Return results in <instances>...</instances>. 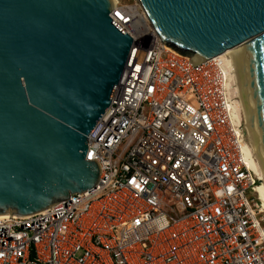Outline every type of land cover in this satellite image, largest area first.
I'll list each match as a JSON object with an SVG mask.
<instances>
[{"label": "built area", "instance_id": "obj_1", "mask_svg": "<svg viewBox=\"0 0 264 264\" xmlns=\"http://www.w3.org/2000/svg\"><path fill=\"white\" fill-rule=\"evenodd\" d=\"M114 4L133 45L88 136L100 180L43 212L0 216V264H264L230 61L194 67L138 0Z\"/></svg>", "mask_w": 264, "mask_h": 264}, {"label": "water", "instance_id": "obj_2", "mask_svg": "<svg viewBox=\"0 0 264 264\" xmlns=\"http://www.w3.org/2000/svg\"><path fill=\"white\" fill-rule=\"evenodd\" d=\"M162 43L194 67L232 50L236 104L264 188V0H138ZM114 0H0V216L86 193L101 167L88 136L133 45Z\"/></svg>", "mask_w": 264, "mask_h": 264}, {"label": "bare ground", "instance_id": "obj_3", "mask_svg": "<svg viewBox=\"0 0 264 264\" xmlns=\"http://www.w3.org/2000/svg\"><path fill=\"white\" fill-rule=\"evenodd\" d=\"M218 58H225V59H228L231 63V67L233 69V57H232V50H228L227 52H225L224 54H222L221 56H219ZM233 78H234V69H233ZM234 87H235V80H234ZM236 94V92H235ZM241 128L238 130V133H239V136L240 138H242V142L243 144L246 146V149L249 153V156L251 157V154L249 152V148H248V144H247V141H246V137H245V134H244V130H243V127H242V123H241ZM251 160H252V157H251ZM253 162V160H252ZM253 171L256 175V178L258 179V181L260 182L258 185H257V188L255 189V195L257 197V199L260 201L261 203V208H262V212L264 213V188H263V185H262V182L260 180V177L258 175V172L256 170V167L254 165V162H253Z\"/></svg>", "mask_w": 264, "mask_h": 264}, {"label": "rangeland", "instance_id": "obj_4", "mask_svg": "<svg viewBox=\"0 0 264 264\" xmlns=\"http://www.w3.org/2000/svg\"><path fill=\"white\" fill-rule=\"evenodd\" d=\"M122 3H128V2H130V0H120ZM255 198L256 196H252V195H249V199H252V198ZM257 198V197H256ZM255 201H256V199H255ZM258 219L260 220V223H261V226L264 228V221H261V216L259 215L258 216Z\"/></svg>", "mask_w": 264, "mask_h": 264}, {"label": "trees", "instance_id": "obj_5", "mask_svg": "<svg viewBox=\"0 0 264 264\" xmlns=\"http://www.w3.org/2000/svg\"><path fill=\"white\" fill-rule=\"evenodd\" d=\"M131 1V0H130Z\"/></svg>", "mask_w": 264, "mask_h": 264}]
</instances>
